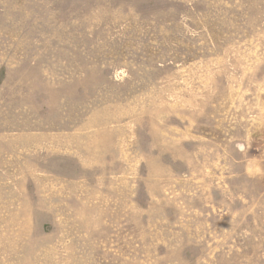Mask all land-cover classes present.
<instances>
[{
  "label": "rangeland",
  "instance_id": "rangeland-1",
  "mask_svg": "<svg viewBox=\"0 0 264 264\" xmlns=\"http://www.w3.org/2000/svg\"><path fill=\"white\" fill-rule=\"evenodd\" d=\"M0 264H264V0H0Z\"/></svg>",
  "mask_w": 264,
  "mask_h": 264
}]
</instances>
